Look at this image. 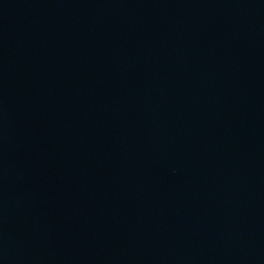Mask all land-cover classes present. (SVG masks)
<instances>
[{"label":"water","instance_id":"95a60500","mask_svg":"<svg viewBox=\"0 0 264 264\" xmlns=\"http://www.w3.org/2000/svg\"><path fill=\"white\" fill-rule=\"evenodd\" d=\"M0 264H264V0H0Z\"/></svg>","mask_w":264,"mask_h":264}]
</instances>
